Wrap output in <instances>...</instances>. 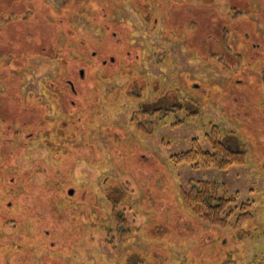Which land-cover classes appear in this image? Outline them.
I'll return each instance as SVG.
<instances>
[{
	"label": "rangeland",
	"instance_id": "obj_1",
	"mask_svg": "<svg viewBox=\"0 0 264 264\" xmlns=\"http://www.w3.org/2000/svg\"><path fill=\"white\" fill-rule=\"evenodd\" d=\"M214 125L244 164L171 162ZM197 181L253 219L204 223ZM70 211L55 264H264V0H0V264H51L27 239Z\"/></svg>",
	"mask_w": 264,
	"mask_h": 264
},
{
	"label": "trees",
	"instance_id": "obj_2",
	"mask_svg": "<svg viewBox=\"0 0 264 264\" xmlns=\"http://www.w3.org/2000/svg\"><path fill=\"white\" fill-rule=\"evenodd\" d=\"M172 91H177V94L171 95L173 96L172 98L167 97V100L166 98H161L159 101L170 102V99L179 100V90H170L168 92ZM177 104V102L173 103L167 111L170 113H176V111L182 110L183 105L181 104L178 107L176 106ZM184 106L186 107V105ZM195 112L196 111H194V113ZM166 115L167 114H164L163 118ZM138 125L140 129L145 130V127H142L141 123ZM222 135L221 128L214 125L207 135L208 147L206 150L202 148V143L198 139H194L192 142V148L187 152L171 156V162L174 165L188 164L194 168L214 167L219 170H225L233 165L244 164L246 162V153L241 150L240 147H237L236 149L232 145L224 142ZM182 199L185 206L209 226L220 229L227 227L237 228L253 219V203L245 202L238 205L236 197L233 198V196H229L225 193L223 187L217 182H191L189 188L183 192ZM75 205L76 204H74L73 209H76ZM73 212L74 211H70L68 214L69 216L67 217L68 220L63 221L69 228L65 227L66 231H64V235H57L58 240L61 242L59 243L61 244L60 247L54 246L53 243L47 240L48 234H50L49 231L40 230L37 235H34V238L31 236V239H27V244H30L32 247L42 248V246H44L43 248L48 250L46 255L48 258H45L47 260L44 261V263H47L48 261L51 264H55L53 260L57 257L56 254L63 251V246L66 244L65 242H67L69 237L68 234H70L74 227L71 226L74 222L69 219V217L72 219ZM37 237L39 239H37ZM55 245H57V243ZM16 250L22 253L21 247ZM15 262V264H18L17 261ZM24 264H30V262L26 261Z\"/></svg>",
	"mask_w": 264,
	"mask_h": 264
},
{
	"label": "flooded vegetation",
	"instance_id": "obj_3",
	"mask_svg": "<svg viewBox=\"0 0 264 264\" xmlns=\"http://www.w3.org/2000/svg\"><path fill=\"white\" fill-rule=\"evenodd\" d=\"M93 56H96V53H94ZM114 61H115L114 58H111V59H110V62H111V63H113ZM107 63H108L107 60H103V61H102V64H103V65H107ZM84 73H85V72H84L83 70H81V71L79 72L80 78H82V79L84 78ZM67 84L72 88L73 93H76V90H75V87H74V81H73V79H68V80H67Z\"/></svg>",
	"mask_w": 264,
	"mask_h": 264
},
{
	"label": "water",
	"instance_id": "obj_4",
	"mask_svg": "<svg viewBox=\"0 0 264 264\" xmlns=\"http://www.w3.org/2000/svg\"><path fill=\"white\" fill-rule=\"evenodd\" d=\"M69 194H70V195H73V194H74V190H70V191H69Z\"/></svg>",
	"mask_w": 264,
	"mask_h": 264
}]
</instances>
